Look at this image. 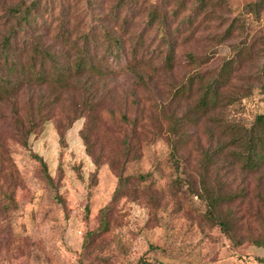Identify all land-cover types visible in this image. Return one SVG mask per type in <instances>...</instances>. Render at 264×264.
<instances>
[{
    "label": "rangeland",
    "instance_id": "obj_1",
    "mask_svg": "<svg viewBox=\"0 0 264 264\" xmlns=\"http://www.w3.org/2000/svg\"><path fill=\"white\" fill-rule=\"evenodd\" d=\"M255 1L226 0L235 31L199 70L216 74L242 41L252 52L234 65L220 103L206 115L196 109L195 89H177L190 69L182 47L173 74L154 77L150 90L128 88L124 79L112 85L94 124L89 116L75 119L78 113L65 102L24 141L4 131L10 120H0V264L264 259V248L255 245L264 235V180L243 170L240 141L219 129L235 122L246 141L254 116L264 112L257 79L264 64V9L256 20L244 10ZM233 96L238 99L230 104ZM132 100H140L138 107ZM211 203L214 219L207 212ZM216 219L226 221L229 232Z\"/></svg>",
    "mask_w": 264,
    "mask_h": 264
},
{
    "label": "trees",
    "instance_id": "obj_2",
    "mask_svg": "<svg viewBox=\"0 0 264 264\" xmlns=\"http://www.w3.org/2000/svg\"><path fill=\"white\" fill-rule=\"evenodd\" d=\"M263 9L264 0L244 7L254 20ZM228 11L226 0H3L0 120L11 124L4 131L16 141H24L39 122L53 119L64 102L72 113H78L75 119L89 116L94 124L99 102L109 96L112 85L124 79L128 88L150 90L154 77L173 74L177 50L182 47L187 48L190 69L177 89L181 94L195 89L199 93L196 109L206 115L220 103V88L231 81L234 65L252 52L242 41L216 74L206 76L199 70L235 31L237 19L229 21ZM257 79L264 95V64ZM235 98L227 100L233 104ZM139 102L132 100L137 107ZM126 115L122 114V121L127 120ZM219 129L240 141L237 157L243 170L257 174L262 182L264 112L254 116L245 132L246 141L241 140L243 133L235 122L228 121ZM83 140L87 144L86 136ZM40 163L45 168L42 160ZM208 206L210 214L214 206ZM209 216L214 219L213 213ZM215 223L229 232L226 221L216 219ZM255 245L264 248V235ZM258 263L264 264V259Z\"/></svg>",
    "mask_w": 264,
    "mask_h": 264
}]
</instances>
